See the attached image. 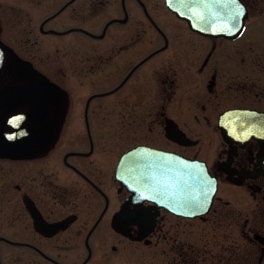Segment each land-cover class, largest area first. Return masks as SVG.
<instances>
[{
  "label": "flooded vegetation",
  "instance_id": "obj_1",
  "mask_svg": "<svg viewBox=\"0 0 264 264\" xmlns=\"http://www.w3.org/2000/svg\"><path fill=\"white\" fill-rule=\"evenodd\" d=\"M239 1L229 40L165 0H0V92L23 91L2 94L0 124L25 138L22 159L0 157V264H125L133 245L150 264H264V135L229 143L218 124L250 111L264 132V0ZM136 147L204 163L208 213L132 199L115 171Z\"/></svg>",
  "mask_w": 264,
  "mask_h": 264
},
{
  "label": "water",
  "instance_id": "obj_2",
  "mask_svg": "<svg viewBox=\"0 0 264 264\" xmlns=\"http://www.w3.org/2000/svg\"><path fill=\"white\" fill-rule=\"evenodd\" d=\"M165 4L191 31L212 38L236 39L247 20V11L239 0H165ZM7 93L23 94V91H1L0 101L2 94ZM253 119L250 111H228L218 121L222 137L229 143H245L263 136V131L251 127ZM24 141V137L8 140L0 124V157L22 159ZM35 147L32 142L31 150ZM115 178L132 194V199L156 202L186 218L206 215L217 188L204 163L146 147L126 152L117 165Z\"/></svg>",
  "mask_w": 264,
  "mask_h": 264
},
{
  "label": "rangeland",
  "instance_id": "obj_3",
  "mask_svg": "<svg viewBox=\"0 0 264 264\" xmlns=\"http://www.w3.org/2000/svg\"><path fill=\"white\" fill-rule=\"evenodd\" d=\"M40 1H41L40 2L41 5H43V4L47 5L49 0H40ZM254 10L258 11L259 7H255ZM16 14H18V13H16ZM65 14H66V12L64 14H62V16H60V17H64ZM252 24L247 27L248 31H252V30H255V29L259 28L258 25H252ZM52 27L53 26L51 24H48V26H46L45 28L47 29V28H52ZM52 40H54L53 37L44 38V41H46V43H48L49 41L52 42ZM22 42H23V37L22 36H20L19 38L15 37L14 40L10 43L11 49L16 50V46L21 45ZM112 102H114V101H112ZM105 103L106 102H104V101H94V102H92L91 107H95V105H97V104H105ZM215 138H216V136H215L214 133L207 132L205 134V138H204V142H205L204 146L207 147L208 140H213ZM204 142H203V144H204ZM5 214H6V212H0V221L3 220ZM3 249H6V246L0 245V252ZM150 253H151V248H149V247L133 245L131 248H129L126 251L125 264H150L149 261H145L144 259H141V257L143 255L150 254Z\"/></svg>",
  "mask_w": 264,
  "mask_h": 264
},
{
  "label": "snow or ice",
  "instance_id": "obj_4",
  "mask_svg": "<svg viewBox=\"0 0 264 264\" xmlns=\"http://www.w3.org/2000/svg\"><path fill=\"white\" fill-rule=\"evenodd\" d=\"M240 14H242V10H241ZM234 19H235V18H234ZM168 171H171V169H168ZM157 183H159V181H157Z\"/></svg>",
  "mask_w": 264,
  "mask_h": 264
}]
</instances>
